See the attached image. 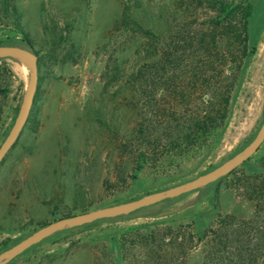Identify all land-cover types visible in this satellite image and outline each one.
Masks as SVG:
<instances>
[{"label": "rangeland", "instance_id": "374dc122", "mask_svg": "<svg viewBox=\"0 0 264 264\" xmlns=\"http://www.w3.org/2000/svg\"><path fill=\"white\" fill-rule=\"evenodd\" d=\"M124 1L88 0L87 4L81 0H15L33 50L39 52L41 81L37 82L31 119L0 165V249L37 231L40 224L72 211L76 195H80L79 202L93 203L91 210H95L115 197L128 201L195 178L245 148L264 123V8L254 6L248 32L252 54L244 61L230 104L229 122L217 145L208 154L163 173H155L152 168L141 171L135 183H129L114 197L115 164L120 157L108 136L100 134L92 109L101 108L109 121L115 116L126 123L129 117L118 86H107L103 76L113 59L124 61L122 66L128 69L135 63L132 41H126L115 29ZM140 2L150 16H155L159 11L176 9L177 0ZM197 10L202 20L204 11ZM47 18L58 22L66 37L54 54L42 31V21ZM19 39L9 24L0 21V43ZM4 63L14 77L8 94L0 95V145L17 117L13 110L19 83L24 82L26 89L30 73L25 60L6 58ZM263 158L264 144L248 167ZM228 182L230 179L223 180L217 190L213 186L175 202L145 207L149 209L123 221L63 233L7 264H116L111 262L109 242L103 234H113L121 227L159 220L200 228L211 224L218 212L248 218L256 203L242 189L227 186ZM152 213H157L156 217H150ZM184 264H203L202 248L192 250Z\"/></svg>", "mask_w": 264, "mask_h": 264}, {"label": "trees", "instance_id": "16d2710c", "mask_svg": "<svg viewBox=\"0 0 264 264\" xmlns=\"http://www.w3.org/2000/svg\"><path fill=\"white\" fill-rule=\"evenodd\" d=\"M81 1L88 4V0ZM254 6L264 8V0H177L176 9L150 16L140 0L122 2L115 29L126 41H132L135 63L128 69L123 67L124 61L113 59L106 65L103 76L107 86H118L129 117L126 123L115 116L109 121L101 108L92 109L100 134L108 136L114 152L120 157L115 164L114 197L121 194L129 183H135L141 171L152 168L155 173H163L183 161L208 154L217 145L229 122L230 104L244 61L252 54L248 32ZM200 8L204 11L202 20L198 16L197 9ZM18 10L15 0H0V21L9 24L20 35L18 41L6 40L0 46L33 48ZM42 31L53 54L66 41L64 32L53 18L42 21ZM36 55L39 69V52ZM13 77L4 59H0V95L8 94ZM24 91V82L21 81L13 110L15 116ZM35 99L36 95L25 126L31 119ZM251 159L204 188L163 201L175 202L213 186L217 190L223 180L230 179L227 186L242 189L247 198L256 203L248 218L218 212L211 224L200 228L159 220L121 227L113 234H103L109 242L111 262L184 264L186 256L200 246L203 264H264V172L256 166L249 168ZM79 196H75L72 211L62 218L93 209V203L79 202ZM128 201H119L115 197L100 208ZM145 209L149 208L68 228L41 242L75 229L123 221ZM47 224H40L38 229ZM31 234L2 247L0 253Z\"/></svg>", "mask_w": 264, "mask_h": 264}, {"label": "water", "instance_id": "95a60500", "mask_svg": "<svg viewBox=\"0 0 264 264\" xmlns=\"http://www.w3.org/2000/svg\"><path fill=\"white\" fill-rule=\"evenodd\" d=\"M6 58L26 60L30 66V73L26 84L25 95L20 105L16 120L0 145V164L17 141L20 133L27 123L38 82L37 55L33 48L27 47V49H25L18 46H0V59ZM263 142L264 123L260 127L254 139L244 149L210 172L163 191L142 196L136 200L91 210L85 213L75 214L50 222L46 226L33 232L19 243L0 253V264L9 263L32 246L62 230L83 224H89L101 219L126 215L135 210L149 207L167 199L177 198L183 194L204 188L205 186L228 175L234 169L240 167L252 158L257 153ZM256 167L259 171H264V159L256 161Z\"/></svg>", "mask_w": 264, "mask_h": 264}, {"label": "bare ground", "instance_id": "6f19581e", "mask_svg": "<svg viewBox=\"0 0 264 264\" xmlns=\"http://www.w3.org/2000/svg\"><path fill=\"white\" fill-rule=\"evenodd\" d=\"M17 60H24V59H17ZM26 61V60H25ZM27 62V61H26ZM28 63V62H27Z\"/></svg>", "mask_w": 264, "mask_h": 264}]
</instances>
